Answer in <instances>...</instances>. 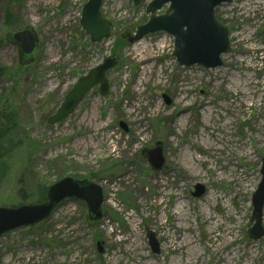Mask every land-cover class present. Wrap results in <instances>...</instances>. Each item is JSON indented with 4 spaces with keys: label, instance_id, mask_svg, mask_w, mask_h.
Masks as SVG:
<instances>
[{
    "label": "rangeland",
    "instance_id": "374dc122",
    "mask_svg": "<svg viewBox=\"0 0 264 264\" xmlns=\"http://www.w3.org/2000/svg\"><path fill=\"white\" fill-rule=\"evenodd\" d=\"M152 1L135 6L133 0H105L102 15L113 25L112 35L95 44L81 27L88 0H0V67L6 70L0 128L6 117L15 118L0 207L40 204L44 190L47 201L50 187L65 178L98 184L105 197L100 221H91L87 206L71 198L46 222L4 235L0 264H264L263 241L248 237L264 159V0H234L216 9L229 30L231 52L222 57L223 67L211 70L181 67L167 33L149 35L139 46L121 38L150 20ZM26 29L37 32L40 46L34 63L22 67L18 49L5 37ZM137 47L147 62L136 57ZM110 56L119 65L107 74L108 96L95 88L67 120L49 126L77 80ZM204 117L209 128L201 124ZM141 127L146 133L140 136ZM211 137L236 146L190 148L188 156L197 160L190 172L182 144ZM159 142L166 165L155 171L143 152ZM199 184L206 189L200 199L192 196ZM166 191L186 203V229L176 225V197L160 195ZM211 217L221 223L212 226ZM168 231L174 241L197 247L198 260L190 248L172 253ZM149 233L160 244L159 255Z\"/></svg>",
    "mask_w": 264,
    "mask_h": 264
},
{
    "label": "water",
    "instance_id": "95a60500",
    "mask_svg": "<svg viewBox=\"0 0 264 264\" xmlns=\"http://www.w3.org/2000/svg\"><path fill=\"white\" fill-rule=\"evenodd\" d=\"M234 0H154L147 7V14L152 15L150 20L136 29L132 35L126 30L121 35L123 40L136 44L149 35L167 33L174 38V57L181 67H202L206 70L223 67L222 57L231 52L229 30L216 18V9ZM105 0H88L82 8L81 27L95 44L109 40L113 25L102 16ZM142 0H133L135 6ZM169 6L164 15L156 14ZM5 41L18 49L22 67L30 66L35 61V53L39 49L40 39L34 29H26L16 33H9ZM119 65L117 58L110 56L104 62L92 69L88 75L77 80L72 90L66 95L63 103L47 120L49 126H56L71 115L81 105L85 97L95 88H99L100 95L107 97L110 84L107 74ZM167 105L172 104L168 96H164ZM121 128L128 132L125 123ZM143 155L155 171H161L166 165L163 155V144ZM262 180L252 200L253 212L252 227L248 237L253 241H263L264 245V159L261 168ZM206 193L203 185H197L192 196L202 198ZM76 199L83 202L89 211L91 221H100L103 218L105 203L103 189L95 183H83L73 178H65L48 191L47 201L37 205L25 204L18 208L0 207V238L22 228L35 227L50 219L56 208L67 199ZM149 244L153 254H160V244L153 233L148 234ZM100 253H103V244L98 243Z\"/></svg>",
    "mask_w": 264,
    "mask_h": 264
},
{
    "label": "bare ground",
    "instance_id": "6f19581e",
    "mask_svg": "<svg viewBox=\"0 0 264 264\" xmlns=\"http://www.w3.org/2000/svg\"><path fill=\"white\" fill-rule=\"evenodd\" d=\"M141 44V42L138 44V46ZM134 53H135V55H136V57H140L141 58V54H145L146 53V51H144V52H142L141 53V48H139V47H137V49L134 51ZM141 60L143 61V62H147L148 60L146 59V58H141ZM245 64V63H244ZM142 83H144L143 81H141ZM139 87V86H138ZM184 107V109L186 110V109H188V107L189 106H187V105H184L183 106ZM225 109V108H224ZM181 116V115H180ZM179 116V117H180ZM187 120V117L186 116H183V117H181L178 121H176V127L177 128H179V129H182V127H183V125H184V123H185V121ZM201 124L204 126V127H207V128H209V125H208V122H207V119L204 117V119L201 121ZM141 129V132H140V136L142 135V133H146V131H145V129L143 128V127H141L140 128ZM225 129V128H224ZM201 139H204V137H202ZM201 139H199V142H198V144H194V143H184V144H182V146H181V151H182V154H181V157H182V160H184V165H185V167H186V169L188 170L189 168V170H190V172H194V165L193 164H195V165H197V160L193 157V156H188V151H189V149L190 148H192V149H200V150H212L213 152H215V151H219V150H222V149H225V148H227V147H235L236 146V144L235 143H233V142H231V141H227L225 144L223 143V142H221V141H218V140H216L215 138H213V137H211V141L210 142H202L201 141ZM168 145H169V147L170 148H172L173 147V142H168ZM178 146V145H177ZM196 147V148H195ZM186 169H184V170H186ZM159 187H166V184H163V185H161V186H159ZM163 189V188H162ZM167 193V194H166ZM166 193H160V195L161 196H165V197H170V196H174V197H176V201H177V209H176V211H177V213H174L173 214V212H170V214H173L174 216H176V218H178V224H176V225H178L179 227V230H182V229H186V227H185V225L188 223V221H187V219L185 220V218L187 217V205H186V203L181 199V198H179L177 195H174V194H171V193H168L167 191H166ZM175 199V198H174ZM160 205H163V204H157V206H159L160 207ZM165 205V204H164ZM164 212H166V210L164 209L163 210V213ZM167 213V212H166ZM167 216H168V214H166ZM174 218V217H173ZM210 221L212 222V226H217V224H219V223H221L220 222V220H218V219H216V218H213V217H211L210 218ZM162 226H164V227H166L167 226V224H162ZM173 231V230H172ZM167 235L170 237V239H171V243L169 244V249L172 251V253H180L181 251H182V249L183 248H190V250H194L195 252H194V255L196 256L197 254H199L198 252H197V247H192V244H190V242H189V240L186 242V244H184L183 242H182V240H175L174 241V234L172 233L171 234V232H170V234H169V231L167 232ZM135 242V241H134ZM137 242V241H136ZM136 242L135 243H133V245L134 244H136ZM223 243V242H222ZM228 243H230V242H228ZM135 246V245H134ZM133 246V247H134ZM222 249V248H221ZM196 259H197V256H196ZM195 259V260H196ZM198 260V259H197ZM178 264H188V263H183L182 262V260L178 263ZM190 264V263H189ZM195 264H199L198 262H196Z\"/></svg>",
    "mask_w": 264,
    "mask_h": 264
},
{
    "label": "trees",
    "instance_id": "16d2710c",
    "mask_svg": "<svg viewBox=\"0 0 264 264\" xmlns=\"http://www.w3.org/2000/svg\"><path fill=\"white\" fill-rule=\"evenodd\" d=\"M6 76V70L0 67V78ZM6 125L4 129L0 128V186L2 185L7 173H8V158L14 152L13 140H12V122H15V118L8 119L6 117ZM8 128V129H7ZM47 191L44 190L40 193L39 202L46 200Z\"/></svg>",
    "mask_w": 264,
    "mask_h": 264
}]
</instances>
